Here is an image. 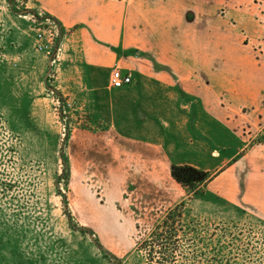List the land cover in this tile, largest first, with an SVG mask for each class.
Wrapping results in <instances>:
<instances>
[{
  "label": "rangeland",
  "instance_id": "rangeland-1",
  "mask_svg": "<svg viewBox=\"0 0 264 264\" xmlns=\"http://www.w3.org/2000/svg\"><path fill=\"white\" fill-rule=\"evenodd\" d=\"M225 1L240 40H144L147 68L226 91L233 159L251 147L261 159L264 0ZM65 37L33 0H0V264H169L141 246L167 213L144 220L158 184L94 115L102 72ZM217 196L186 194L171 264H264V221Z\"/></svg>",
  "mask_w": 264,
  "mask_h": 264
},
{
  "label": "crops",
  "instance_id": "crops-1",
  "mask_svg": "<svg viewBox=\"0 0 264 264\" xmlns=\"http://www.w3.org/2000/svg\"><path fill=\"white\" fill-rule=\"evenodd\" d=\"M33 1L61 25L86 62L84 69L102 72L103 83L91 85L100 99L94 115L113 141L125 142L129 156H139L145 176L158 184L145 198L144 220L185 199L170 167L188 165L215 174L208 192L264 221V157L258 159L251 147L233 159L240 154L241 135L228 122L227 110L236 104L226 91L181 83L178 74L147 68L152 52L144 40H240L236 27L228 32L225 0ZM114 66L132 75L130 84H106Z\"/></svg>",
  "mask_w": 264,
  "mask_h": 264
},
{
  "label": "trees",
  "instance_id": "trees-1",
  "mask_svg": "<svg viewBox=\"0 0 264 264\" xmlns=\"http://www.w3.org/2000/svg\"><path fill=\"white\" fill-rule=\"evenodd\" d=\"M170 176L186 191L188 197L201 195L214 177L208 172L200 171L188 165L171 166ZM183 210L184 203L182 201L170 209L165 217L155 225L149 240L142 242L141 246L147 248L150 261L156 253L160 260L167 261L169 264L173 262L174 254L178 250L180 242L179 233L182 231Z\"/></svg>",
  "mask_w": 264,
  "mask_h": 264
},
{
  "label": "built area",
  "instance_id": "built-area-1",
  "mask_svg": "<svg viewBox=\"0 0 264 264\" xmlns=\"http://www.w3.org/2000/svg\"><path fill=\"white\" fill-rule=\"evenodd\" d=\"M40 37H41V35H39V38ZM39 48L41 50L44 49L41 46H39ZM131 81H132V75L130 73H124L121 70V68L114 67V68H112V70H111V72L109 74L108 85L111 88H121V87H123L125 85L130 84Z\"/></svg>",
  "mask_w": 264,
  "mask_h": 264
}]
</instances>
